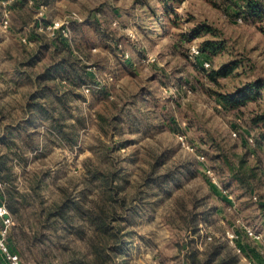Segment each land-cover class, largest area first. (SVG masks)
Listing matches in <instances>:
<instances>
[{"label": "rangeland", "instance_id": "374dc122", "mask_svg": "<svg viewBox=\"0 0 264 264\" xmlns=\"http://www.w3.org/2000/svg\"><path fill=\"white\" fill-rule=\"evenodd\" d=\"M43 6L13 0L6 29L0 15V137L11 131L15 138L20 127L19 137L37 145L27 149L18 141L26 162L11 164L16 189L30 194L18 218L9 213L13 225L7 239L21 264H93L91 230L78 211L70 209L66 221L48 217L66 196L82 209L113 210L123 244L116 264H185L188 248L201 252L210 241L223 242V231L237 229V221L261 234L260 243L243 242L248 261L259 257L264 251V142L259 138L264 36L256 26L236 22L228 0H172L166 6L161 0H48ZM43 19L67 22V43L89 77L66 95L60 110L76 146L56 135L45 142L47 123L36 128L26 123L24 107L37 91L35 77L50 64L55 46L54 37L39 30ZM201 26L213 32L196 37L193 30ZM205 40L224 47L207 61L200 58L209 63L202 69L188 59V49ZM230 62L240 63L227 77L211 81L209 75ZM256 82L259 97L239 109H225L216 96ZM50 85L65 91L58 81ZM49 100L43 101L58 108ZM178 137L196 153L183 149ZM205 168L214 170L218 187L207 181ZM230 169L242 172L240 181ZM87 170L112 174L115 201H105L103 187ZM170 174L174 177L166 184L153 181ZM35 184V193L29 191ZM205 234L210 241L203 240Z\"/></svg>", "mask_w": 264, "mask_h": 264}, {"label": "trees", "instance_id": "16d2710c", "mask_svg": "<svg viewBox=\"0 0 264 264\" xmlns=\"http://www.w3.org/2000/svg\"><path fill=\"white\" fill-rule=\"evenodd\" d=\"M48 0H43L42 5H46ZM164 6L172 0H161ZM174 1V0H173ZM46 2V3H44ZM228 3L234 9V15L237 18L243 19L245 22H252L258 31L264 36V0H228ZM164 9V8H163ZM174 17L178 18L177 14L174 13ZM236 18V19H237ZM208 27L201 26L193 30V34L198 37L201 33H212ZM55 46L51 50V56L49 65L45 67L44 72L35 77L34 83L36 85V93L29 94L25 111L29 113L26 123L31 126L37 127L36 124H42L45 126L47 123V135H56L69 146H76V139L71 132L65 131V125L61 122V109L65 110V97L67 94H74L75 89H79L81 86L87 84L89 77L86 71V66H84L79 57H73L70 50V46L67 43L68 40L64 38L61 32L55 34L53 40ZM49 47V46H48ZM224 45L222 42H212L205 40L201 43L199 50L201 52V58L203 57L206 61L209 60L208 55L216 56L223 49ZM51 48V47H49ZM56 53L62 54V57L55 58ZM64 55V56H63ZM240 63V62H238ZM237 62H230L228 64L222 65L217 70L213 71L209 75L211 81L215 82L219 78H225L228 74L238 68ZM29 66L33 65V61L30 60ZM58 81L61 85H65V91L60 94L58 90L51 86L50 83ZM256 82L248 87L236 91L233 95L229 94H216L221 105L227 110H236L247 103L256 100L260 95V86ZM67 86V87H66ZM97 93H100L99 91ZM51 95V97H50ZM78 95V94H75ZM48 98L49 102H57L58 108H52L47 102H44ZM58 113L59 116H55ZM77 121L81 120L77 118ZM25 124V123H24ZM23 129L16 127L15 131L17 136L14 138L11 131L6 132L5 138L0 139V148L5 149L7 153L0 152V202L4 204L8 212L17 218L19 217V212L22 208L29 206L28 198L30 194L25 192H19L15 185V175L12 171L11 164L16 161L17 164L23 166L26 162L23 156L22 149L19 146V142L27 147V149H34L37 145L31 146V142H24V139L19 137L20 131ZM10 135V137H8ZM260 142H264V133L260 135ZM35 147V148H34ZM243 164V161L240 162ZM232 171V176L234 179L241 180L240 170ZM87 173L92 180H98L103 187V194L105 195V201L111 203L115 201L112 197L113 194L110 191L117 189L116 184L112 187L110 184L114 183L112 179V174L107 177L106 175L98 172L87 170ZM244 174V173H243ZM249 176H252L251 170H249ZM169 177H174V174L164 175L162 177H154L153 181L157 184H166ZM37 184L30 185V190L35 193ZM75 209L79 213V217L82 222L87 225L91 230V253L93 254V264H116L114 258L122 254L120 246L121 234L119 226H114V217L112 216L113 210L103 211L101 207L96 210L92 209H82L80 205L71 198L67 196L61 200L59 204L54 205L53 210L48 212V217H53L55 219H61L66 221V215L70 209ZM264 209V206H263ZM52 218V219H53ZM49 218H47L48 220ZM191 228L193 235L197 234V227L194 223V218L191 217ZM49 221V220H48ZM82 231H79L81 235ZM83 237V238H82ZM81 238L84 239L83 233ZM10 245V244H9ZM188 247V246H187ZM243 250L248 253L249 249L244 245L241 246ZM11 251L16 253V250L10 246ZM183 262L185 264H237V256L234 255L233 251L224 243L219 240L210 241L201 252L195 250L194 248H188L184 254ZM255 264H260L259 257H254ZM118 258V257H117Z\"/></svg>", "mask_w": 264, "mask_h": 264}, {"label": "built area", "instance_id": "2783aa9c", "mask_svg": "<svg viewBox=\"0 0 264 264\" xmlns=\"http://www.w3.org/2000/svg\"><path fill=\"white\" fill-rule=\"evenodd\" d=\"M13 0H0V15H2L1 25L4 29L8 28V6ZM26 3L29 6L32 7H38V9L42 10L44 6L42 4H39L38 0H26ZM240 18L236 19V22H240ZM39 30H42L43 32H47L49 36L54 37L56 32H62V36L64 38H68V27L67 22L64 20H56V21H47L46 19H43L39 22ZM24 42V40H22ZM124 56V55H123ZM201 58V52L196 45H191L188 49V59L194 63L200 65L202 69L209 68V63L202 61ZM85 92H89V88H84ZM180 146L189 151L191 154H195L194 148L192 146L187 145L182 137H178ZM248 141L252 143V139L249 138ZM197 155V154H196ZM196 158L199 161H204V156L201 154H198ZM204 174L206 176L207 181L215 186L218 187L219 183L217 180V176L215 175V172L213 169L205 168ZM256 199V198H253ZM238 226L237 229L231 228L226 229L223 231L222 234V240L223 242L233 251L234 255H236L238 258L247 260L248 253H246L243 248L241 247L244 242V240H250L254 243H260L262 241V236L259 232H257L255 229L250 228L249 226L243 225L240 223V221L236 222ZM13 225L12 218L4 206L2 202H0V264H21L20 258L18 254L11 251L10 245L8 243V233ZM204 241H210L211 237L208 234L204 235L203 238ZM260 264H264V251L261 252L260 256ZM248 261V260H247ZM249 264H255L253 261H248Z\"/></svg>", "mask_w": 264, "mask_h": 264}]
</instances>
